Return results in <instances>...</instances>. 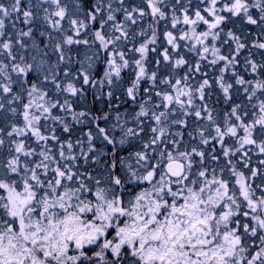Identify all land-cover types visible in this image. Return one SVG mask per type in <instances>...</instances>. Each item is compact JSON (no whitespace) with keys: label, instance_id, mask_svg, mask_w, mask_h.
Returning a JSON list of instances; mask_svg holds the SVG:
<instances>
[{"label":"snow or ice","instance_id":"6c2138e0","mask_svg":"<svg viewBox=\"0 0 264 264\" xmlns=\"http://www.w3.org/2000/svg\"><path fill=\"white\" fill-rule=\"evenodd\" d=\"M0 264H264V0H0Z\"/></svg>","mask_w":264,"mask_h":264}]
</instances>
